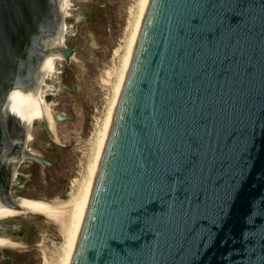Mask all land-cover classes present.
<instances>
[{
    "label": "water",
    "instance_id": "water-1",
    "mask_svg": "<svg viewBox=\"0 0 264 264\" xmlns=\"http://www.w3.org/2000/svg\"><path fill=\"white\" fill-rule=\"evenodd\" d=\"M66 3L0 0L12 207L19 164H53L27 143L53 52L77 51ZM70 264H264V0H149Z\"/></svg>",
    "mask_w": 264,
    "mask_h": 264
},
{
    "label": "rangeland",
    "instance_id": "rangeland-1",
    "mask_svg": "<svg viewBox=\"0 0 264 264\" xmlns=\"http://www.w3.org/2000/svg\"><path fill=\"white\" fill-rule=\"evenodd\" d=\"M134 4V0H71L65 45L77 51L69 62L58 60L57 72L44 84L48 92L52 90L47 86L54 88L53 108L65 117L56 123L60 140L49 134L44 120L34 121L27 146L53 164L25 158L16 169L21 178L12 185L16 198L70 197L75 178L84 170L87 143L104 120L113 94L111 86L104 85L106 71L113 66L114 50L123 43ZM59 230L56 223L33 212L0 219V236L22 243L0 248V264H48L54 249L64 242Z\"/></svg>",
    "mask_w": 264,
    "mask_h": 264
},
{
    "label": "bare ground",
    "instance_id": "bare-ground-1",
    "mask_svg": "<svg viewBox=\"0 0 264 264\" xmlns=\"http://www.w3.org/2000/svg\"><path fill=\"white\" fill-rule=\"evenodd\" d=\"M135 4L130 8V20L127 26L123 43L113 52L112 68L106 71L104 85H110L112 89V97L109 106L105 112L104 120L102 121L97 133L87 143L88 152L87 160L84 164V170L79 178H75L72 186V191L68 199H36L27 197H18L16 199L17 207H12L4 203H0V219L20 216L28 212L41 214L50 221L56 223L60 228V234L64 242L54 249L52 252V260H48V264H70L73 250L76 244L78 233L81 227L83 216L87 207L89 196L91 193L93 181L98 169V165L105 147V143L109 134L114 113L119 101V97L127 76L133 49L139 35L144 15L148 6L149 0H134ZM71 0H67L65 8V17L70 12ZM69 10V12H68ZM68 28L65 22L63 23L62 33L58 43L65 44V34ZM64 60V56L60 52H53L48 66L40 80L33 109L30 117V122L38 119L47 122L48 128L53 133V137L60 140L56 130V123L60 120L58 112L53 108L51 98L55 93L54 88L47 86L51 92L44 88L46 79L57 72V61ZM109 62V60H108ZM105 65V63L103 64ZM103 81V80H102ZM110 90V88H109ZM110 99V98H109ZM32 138L30 134L29 139ZM27 149L32 153H37L27 146ZM19 174L16 171L15 178ZM22 243L12 237L6 235L0 236V248L4 247H20ZM47 261V260H46Z\"/></svg>",
    "mask_w": 264,
    "mask_h": 264
}]
</instances>
